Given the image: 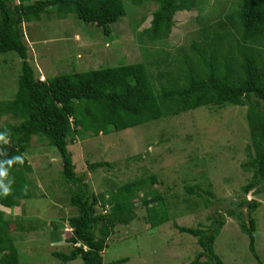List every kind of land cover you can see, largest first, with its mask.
<instances>
[{
    "label": "trees",
    "instance_id": "obj_1",
    "mask_svg": "<svg viewBox=\"0 0 264 264\" xmlns=\"http://www.w3.org/2000/svg\"><path fill=\"white\" fill-rule=\"evenodd\" d=\"M145 0H133L139 5ZM158 9L145 31L150 39H168L178 12L191 11L194 0H151ZM66 20L71 15L86 24L103 29L110 36L111 26L127 15L123 0H0V55L16 52L22 60L18 90L12 100L0 101V166L7 171L0 189V264H20L11 222L6 211L20 201L36 199L28 173L33 171L25 153L34 137L48 142L62 160L63 177L71 192L70 205L75 214L69 218L72 245L69 253L53 252L63 264L81 259L83 264H105L103 253L118 225H130L137 215L135 202L141 188L155 184L157 178L138 179L117 187L110 193L90 192L86 175H78L69 146L76 135H109L167 117L207 106L247 107L251 148L243 168L252 173L243 188L246 194L264 191V0H243L240 9L226 20L209 25L203 39L194 41L175 60L174 68L153 74L145 63L126 64L87 72H72L41 81L29 62V46L24 40L25 23L40 22L44 16ZM6 118V119H4ZM86 129V132L84 131ZM83 130V131H82ZM7 141V142H5ZM23 161L12 167L8 161ZM111 166L100 161L89 164L90 171ZM198 188H188L200 197ZM142 198L151 228L166 224L170 218L162 197L154 190ZM207 206L211 202L206 199ZM150 204L153 207H149ZM248 219L240 210L209 216L205 229L173 226L180 233L196 239L200 251L188 264H225L215 252V242L226 225V217H236L242 232L249 237V249L260 262L256 251L257 224L252 214L260 204L244 199ZM102 213H97V208ZM2 208V209H1ZM173 221V220H172ZM15 232L23 236L33 228L17 221ZM59 230V226L55 225ZM18 243V242H17ZM128 258L109 264H123Z\"/></svg>",
    "mask_w": 264,
    "mask_h": 264
},
{
    "label": "rangeland",
    "instance_id": "obj_2",
    "mask_svg": "<svg viewBox=\"0 0 264 264\" xmlns=\"http://www.w3.org/2000/svg\"><path fill=\"white\" fill-rule=\"evenodd\" d=\"M123 2L127 15L111 26L110 36L73 15L66 20L44 16L40 22L25 23L28 60L37 78L136 63H145L155 77L158 70L174 68L182 49L202 40L209 25L226 20L243 4V0H194L191 11L175 15L169 38L153 41L145 31L158 9L156 3ZM21 70L22 60L16 52L0 55V101L14 98ZM246 115L247 107L207 106L109 135L75 136L69 149L76 172L86 175L91 193L110 197L113 190L130 181L157 178L154 185L141 188L135 202L137 219L114 229L103 253L105 264L124 258L129 261L123 264H188L200 249L196 239L178 232L173 222L190 228L201 224L207 229L211 225L209 216L230 210H240L247 220L248 207L241 205L244 199L260 204L252 214L257 224L260 262L251 253L249 237L241 231L236 217H226L215 252L225 264H264V191L246 194L243 190L252 178V173L243 168L249 162L247 148L252 145ZM25 155L33 168L27 176L36 188V199L23 200L5 213L12 223L20 264H63L53 252L72 251L67 242L71 236L68 221L75 210L70 205L71 192L63 177L62 160L55 148L38 137L33 138ZM100 161L111 166L89 170V164ZM188 188L213 195L200 197ZM154 190L162 197L161 204L170 218L157 228L145 221L147 212L140 201L146 195L151 199L149 193ZM206 199L211 201L208 206ZM97 213H102L100 207ZM17 221L33 229L17 235ZM68 264L83 262L77 259Z\"/></svg>",
    "mask_w": 264,
    "mask_h": 264
},
{
    "label": "clouds",
    "instance_id": "obj_3",
    "mask_svg": "<svg viewBox=\"0 0 264 264\" xmlns=\"http://www.w3.org/2000/svg\"><path fill=\"white\" fill-rule=\"evenodd\" d=\"M0 140H4V137L3 136H0ZM5 142H7V141H5ZM16 163L23 164V161L20 160L18 157L15 158V159H13V160H9L8 161V164H9L10 167H12ZM7 174H8L7 171L2 166H0V189H3V195L4 196H8V195L11 194L8 191L7 187L2 182V178L6 177Z\"/></svg>",
    "mask_w": 264,
    "mask_h": 264
},
{
    "label": "built area",
    "instance_id": "obj_4",
    "mask_svg": "<svg viewBox=\"0 0 264 264\" xmlns=\"http://www.w3.org/2000/svg\"><path fill=\"white\" fill-rule=\"evenodd\" d=\"M41 81H45V79H40ZM70 230V229H69Z\"/></svg>",
    "mask_w": 264,
    "mask_h": 264
},
{
    "label": "crops",
    "instance_id": "obj_5",
    "mask_svg": "<svg viewBox=\"0 0 264 264\" xmlns=\"http://www.w3.org/2000/svg\"><path fill=\"white\" fill-rule=\"evenodd\" d=\"M29 24H30V23H29ZM20 202H22V201H20ZM20 202H19V203H20ZM17 207H18V206H17ZM17 207H15V208H17Z\"/></svg>",
    "mask_w": 264,
    "mask_h": 264
}]
</instances>
